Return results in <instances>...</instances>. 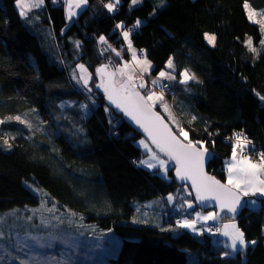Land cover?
<instances>
[{"label":"trees","instance_id":"obj_1","mask_svg":"<svg viewBox=\"0 0 264 264\" xmlns=\"http://www.w3.org/2000/svg\"><path fill=\"white\" fill-rule=\"evenodd\" d=\"M104 1L87 0L80 23L67 19L66 0H44L24 17L16 0H0V211L44 201L82 216L120 237L111 264H264V197L234 219L245 240L256 241L242 251L179 227L173 212L192 219L199 208L190 188L175 183L174 165L169 179L139 165L144 153L135 142L143 135L99 87L89 101L74 82L79 62L92 72L111 67L98 40ZM247 1L264 12V0H120L104 28L121 48L112 24H122L153 75L172 59V109L189 139L213 152L208 172L221 181L233 132L243 130L264 150V26L249 19ZM206 33L215 36L213 46ZM186 69L196 79L181 83ZM154 108L179 133L168 113ZM186 199H193L190 210Z\"/></svg>","mask_w":264,"mask_h":264},{"label":"snow or ice","instance_id":"obj_2","mask_svg":"<svg viewBox=\"0 0 264 264\" xmlns=\"http://www.w3.org/2000/svg\"><path fill=\"white\" fill-rule=\"evenodd\" d=\"M120 0H115L114 3H108L105 7L109 12L113 11L115 6L118 5ZM138 0H132L133 4H136ZM44 0H30L29 3H25L24 0H16V5L20 8V15L22 17L27 15L25 9L39 8L43 5ZM67 3V15L71 19L77 15L76 9H80L83 5L87 4V0H66ZM245 7L248 5L245 3ZM254 12H249V19H253ZM137 25L140 21L136 22ZM118 28L123 27L122 24L117 25ZM123 37L128 43V48L132 51V59L137 66L140 67L141 74L147 72L150 68L151 62L146 58L138 59L136 50L132 48L131 41L129 39V32L124 31ZM206 39L211 44L214 42L213 36H207ZM99 40L106 43L104 36H100ZM79 46V41L76 42ZM249 49L253 52L255 48L251 46V38L247 41ZM264 44V41H261ZM111 47V46H109ZM115 51V50H113ZM120 55L119 52L116 53ZM166 67L171 69L174 67L172 59L169 58ZM77 68L80 70L78 82L83 83L87 87L91 74L88 73L87 68L83 64H78ZM129 65L124 64L123 67L118 68L115 72H108L107 65H101L96 69V73L101 78V83L97 85L99 88H103L107 100L111 105H115L120 109L127 117L138 125L146 134L148 140L163 153L167 159H162L156 152H153L148 143L144 139H141L138 143L140 146L147 150V159L140 160L139 165L146 166L148 169L159 168L162 172L169 170V161H175L176 176L181 180L188 179L192 181V186L196 192V198L198 201H207L213 199L216 205L221 211H227L229 213L236 214L239 209L248 206L249 204L255 205L256 201H243L241 197H247L249 195L255 196L260 194L264 196V153L261 154L260 162L254 163L247 156H244V150L250 145V141L246 137H242L240 134H234L236 139L232 149V159L228 163V183L227 185L221 184L220 181L214 177L208 176L204 172V159L207 153V149L203 147L202 142L194 143L189 139V133L179 126L178 121L172 115L167 104L163 103V93L157 94L156 92H150L147 96L141 95L138 89H143L145 84L142 82V75L139 77L141 82L136 84L132 75H128ZM134 71V69H133ZM119 73L121 76H127V80L120 82L114 79ZM183 79L181 83H187L188 80L196 79L195 75H190L187 71L181 74ZM105 77H108L106 80ZM74 79H77L75 74ZM159 78H167L168 80L175 79L169 72L161 71ZM158 80H154L153 84H157ZM166 87V86H163ZM264 100V97H261ZM161 102L165 112H168V118L172 123L177 125L179 129V136L184 138V143L179 137L173 133L172 129L164 122L159 113L154 110V106L157 102ZM11 119V118H10ZM14 119L20 120V117ZM193 120L196 117H192ZM23 122V121H21ZM3 123V121H0ZM197 143L200 147H197ZM4 144L11 147L7 140H4ZM239 150V153H238ZM238 154L240 159H237ZM168 200L171 202L173 196L170 194ZM188 207L191 208V202H188ZM219 212H208L207 215H201L196 213V220H178L177 225L181 228H189L194 232L197 231L195 225L197 221H209L216 220L219 217ZM2 220V218H0ZM216 232H222V234L229 238L230 245H226L232 249V252H239L247 247V243L255 244L256 241L246 242L244 232L233 221L229 224H224L223 229L217 228ZM230 252H224L223 255L228 256Z\"/></svg>","mask_w":264,"mask_h":264},{"label":"rangeland","instance_id":"obj_3","mask_svg":"<svg viewBox=\"0 0 264 264\" xmlns=\"http://www.w3.org/2000/svg\"><path fill=\"white\" fill-rule=\"evenodd\" d=\"M140 1L141 0H138L136 4H139ZM108 3L115 4V0H108V1L106 0L103 2V6L105 8L104 10L106 11V16L104 17L103 20L97 23V29H99V32H101L99 37L104 36L106 39V43H105V42H101L98 37V40L101 45L100 48H102L104 54H106L109 58H111L110 59L111 67H109L108 69H112L113 71H116L118 68L123 67L124 64L127 63L129 65V69L127 70L128 75L133 76L134 82L136 84H139L141 82L139 77L142 75L143 77L142 82L145 84V87L143 88L145 96H147L150 92L153 91L156 92L157 94L163 93V103L168 105V108L171 111L172 115L179 123V118L177 114H175V111L172 109V103H171V99H172L171 89L175 85L174 83L176 80L175 75L166 66L165 68H163L162 70L158 71L153 75L151 72L152 63L150 64L149 70L141 74L140 67L137 66L133 61L132 51L128 48V43L127 41H125L123 37V32L128 30L118 28L117 23L112 24L113 32L117 31V33H120V39H122L123 46L119 48L116 46L114 42L111 41V39L107 38L106 34L104 33V28L106 27V25L108 26L110 25V22L112 21L111 18L112 13L119 9L118 5H116L114 10L109 12L108 9L105 7V5ZM246 3L248 7L247 8L245 7V11L247 12L248 17L250 11L255 13L253 19L250 20L260 23L262 26H264V12L253 11V9L249 6L248 1ZM84 6L85 5H83L80 9H76L77 15L72 17V18L78 17L77 20L80 21V23L83 22L82 16L84 14L82 13V11ZM65 9L67 15V3ZM17 10L20 13V8L17 7ZM30 10L25 9L27 13ZM67 19H69L68 15H67ZM206 34L207 36H213L215 38V36L212 33H206ZM205 40L209 45L213 46L214 42L210 44L206 39V36H205ZM73 46L75 49L79 50V46H77L76 43H74ZM132 48L135 49L133 45ZM135 50L138 59L143 60L146 58L144 51H140L138 49ZM117 52L120 53L119 56L116 55ZM147 60L150 61L149 59ZM78 64H83V63L79 62ZM77 65L75 67V70H72L71 73L73 75L75 74V76L77 77V79H73V80L76 84L82 86L84 90V91L82 90V94L85 96V100L91 101L92 98L90 94L94 91L97 85L100 84V81L97 80V77L99 80L100 77L96 73V70L95 72H92L87 68L85 64H83L85 68H87L88 73L91 74V79L89 80L87 87H85L82 81L78 82L80 70L77 68ZM161 71L169 72L172 76L175 77V79L168 80L167 78H159V73ZM185 71H187L190 75H193L187 69L183 70L180 72V75L177 77L180 81L183 79V76L181 74L184 73ZM125 78L127 79V76H121L119 73H117L114 79L118 81H122ZM154 80H158V83L153 84ZM256 95H258L257 92ZM88 96L90 97V99ZM156 104L159 105V108L162 110V112L166 114L168 113L164 111L163 107H161V102L158 101ZM91 107L92 106H89L88 109H90ZM141 139H144L146 141L144 137H140L136 140L135 143L139 145L138 142ZM146 143H148L152 151L156 152L157 155H159L162 159H167L166 156L161 154L159 151H156V149L152 146V144H149L148 141H146ZM139 147H141V150L144 153L140 160L147 159V155H148L147 150L140 145ZM224 162L226 167L227 162L226 161ZM169 165L171 166V161H169ZM143 167L148 169L146 166ZM149 170H156L160 176H162L165 179H169L168 171L166 173L162 172L158 167ZM226 173H228L227 168H226ZM227 180H228V174H227ZM225 183L227 184V181H225ZM184 187L187 188L186 186ZM35 193L40 194V192H36V190ZM250 196L246 197V201L255 200L256 202H258L257 199L252 198L254 196L252 195ZM152 202L153 200L149 201V204ZM188 202H191V204L193 205V199L190 200L186 199L182 202L183 206H185L186 204V207L189 208ZM255 205L249 204L248 207ZM191 208H189L188 210H190ZM13 210H14L13 212H11L12 210L0 211V218H2V220H0V264H111L110 258L115 257L118 254L117 252L120 248L121 242H120V237H118L116 233L112 232L109 229L108 230L103 229L102 227L95 225L93 222L87 221L82 216H78L77 214L74 215L67 211H62L54 203L48 204L43 201L37 205L25 206ZM194 210L195 211H193L192 213V220H196V213H200L201 215H207L208 212H216L215 210L212 209L210 210L194 209ZM175 214H176L175 212L172 213L173 218ZM182 218L186 219L185 217ZM188 220H191V217L188 216ZM233 221L237 225V222L231 218H225L224 220H219V218H217L214 221L199 220L195 225L197 229V231L195 232L196 233L205 232L208 234H213L215 235L214 236L215 239H213L214 242H217L226 247V245H230V240H229V244L228 241L226 243L219 241L218 234L220 232H216V229L217 228L221 229V225L223 223L229 224L232 223ZM207 223H213V224L217 223V228H215L214 232L212 229L208 227ZM250 241L251 240H247L246 242H250ZM248 244L251 243H247V245Z\"/></svg>","mask_w":264,"mask_h":264},{"label":"water","instance_id":"obj_4","mask_svg":"<svg viewBox=\"0 0 264 264\" xmlns=\"http://www.w3.org/2000/svg\"><path fill=\"white\" fill-rule=\"evenodd\" d=\"M107 71H108V72H115V71H113L112 69H108V67H107ZM99 77H100V76H99ZM105 79L107 80L108 77H105ZM125 80H127V79L125 78V79H123V80L120 81V82H123V81H125ZM100 83H101V78H100ZM100 90H101V92H103V93L105 94L103 88H100ZM138 90L140 91V89H138ZM140 93H141V95H144V94L142 93V91H140ZM105 96H106V95H105ZM106 100H107V98H106ZM107 103H108L112 108H114L115 110H117V111H119L121 114H123V115L126 117V119L128 120V122H129L130 124H132L133 127L136 128V130H137L140 134L143 135V137L146 139V141H148L149 144H152L151 141L147 139L146 134L143 132V130H142L138 125H136L134 121H132L129 117H127V116H126V115H125L120 109L116 108L115 105H111L110 102H109L108 100H107ZM154 110H155L157 113L160 114V116L162 117V119L164 120V122H165L166 124H168V126L172 129L173 133L176 134V135L179 137V139H181L184 143H187V141H184V139H183L181 136H179V133H177V132L174 131L172 125L170 124V122H168V120L165 119V117L163 116V114H162L161 112H159V111H158L157 109H155V108H154ZM152 146L156 149V151H159V150L155 147V145L152 144ZM197 147L199 148L200 146L197 145ZM161 154H163V153H161ZM163 155H164V154H163ZM212 157H213V152L207 149V153H206V155H205V159H204V172H205L208 176L214 177L216 180L220 181L221 184H225V185H227V184L225 183V181H221V180H220L219 178H217L215 175L210 174V173L208 172V165L210 164L209 162L212 160ZM171 163H172V165H174V169H173V171H172V175H173V178H174V180H175V183H176L178 186H181V185H187V186L190 188L191 193H193V196H194V202H195L196 206H198L199 209H201V210H203V209H204V210H210V209L215 210L216 212H219V213H220V215H219V217H218L219 219H223V218H225V216L230 217L231 219H236L237 217L240 216V214L242 213V211L245 209L246 206L243 207V208H241V209H239L238 212H237L236 214H233V213H229V212H227L226 210H225V211H221V209L216 205V202H215V200H213V199H209V200H207V201H203V202L198 201L197 198H196V192H195V189H194L193 186H192V181H191V180H188V179L181 180L180 178H178V177L176 176L175 161H171ZM263 197H264V196H261L260 194H256V195L254 196V199H258V200H260V199H262ZM241 199H242L243 201H246V197H243V196H242Z\"/></svg>","mask_w":264,"mask_h":264},{"label":"built area","instance_id":"obj_5","mask_svg":"<svg viewBox=\"0 0 264 264\" xmlns=\"http://www.w3.org/2000/svg\"><path fill=\"white\" fill-rule=\"evenodd\" d=\"M234 134H240L242 137H246L245 134H244V132H243V130H242V131L233 132L232 135H231V137L230 138H227V139H230L231 141H234L235 142L236 137H235ZM246 138L251 143H250V145L248 147L245 148L243 155L249 157L252 162L259 163L260 162V158H261V154L264 153V150H262L260 144H258L255 140H251L248 137H246ZM166 215L168 216V214H166ZM182 217H185L186 219H188V217H186V216H182ZM174 218H175V221L176 222L178 220H180V219H183V218H179L177 215H175ZM176 218H177V220H176ZM208 227L210 229H212L213 232H214L215 231V228H217V223H215V224L208 223ZM210 235H211L212 241L214 242L213 239H215L214 238L215 235H213V234H210ZM218 240L219 241H222L224 243H226L228 241L227 238L225 239V238H221V237H219Z\"/></svg>","mask_w":264,"mask_h":264},{"label":"crops","instance_id":"obj_6","mask_svg":"<svg viewBox=\"0 0 264 264\" xmlns=\"http://www.w3.org/2000/svg\"><path fill=\"white\" fill-rule=\"evenodd\" d=\"M25 1V3H29L30 2V0H24ZM26 10H28V9H26ZM29 12V11H28ZM238 153H239V150H238ZM231 159H232V153L230 154V156L229 157H227L226 158V168L228 167V163H230L231 162ZM237 159H240V156H239V154H238V157H237ZM228 174V173H227ZM227 174H226V178H225V181H227V183H228V180H227ZM262 179H263V176L261 177ZM250 196V195H249ZM251 197V196H250ZM253 199H254V197H252ZM257 206H259V203L258 202H256V205L255 206H253V207H257ZM192 220V219H191ZM208 224V223H207ZM223 225H224V223L221 225V229H223ZM189 229V228H188ZM192 232H193V234L195 233V234H199V233H196V232H194L192 229H190ZM263 234H264V229H263ZM218 237H221V238H227V240H228V244H229V238L228 237H226V236H224L223 234H222V232H220L219 234H218Z\"/></svg>","mask_w":264,"mask_h":264},{"label":"bare ground","instance_id":"obj_7","mask_svg":"<svg viewBox=\"0 0 264 264\" xmlns=\"http://www.w3.org/2000/svg\"><path fill=\"white\" fill-rule=\"evenodd\" d=\"M232 143H233V145H234V141H232ZM233 147V146H232ZM179 218H182V216H184V215H177ZM163 218H165V219H169L168 217H167V215H166V213H164V217ZM183 220V219H182Z\"/></svg>","mask_w":264,"mask_h":264}]
</instances>
